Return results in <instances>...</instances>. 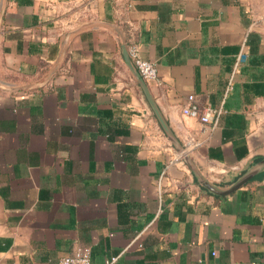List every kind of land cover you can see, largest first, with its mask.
<instances>
[{"label": "crops", "instance_id": "obj_1", "mask_svg": "<svg viewBox=\"0 0 264 264\" xmlns=\"http://www.w3.org/2000/svg\"><path fill=\"white\" fill-rule=\"evenodd\" d=\"M185 155L264 159V0H0V264H264V170Z\"/></svg>", "mask_w": 264, "mask_h": 264}, {"label": "built area", "instance_id": "obj_2", "mask_svg": "<svg viewBox=\"0 0 264 264\" xmlns=\"http://www.w3.org/2000/svg\"><path fill=\"white\" fill-rule=\"evenodd\" d=\"M129 56L133 60L141 77L147 82L158 80V70L154 63L144 60L140 55L139 47L133 44L129 47ZM246 55L243 49L240 51L237 59V65L246 62ZM232 79L229 81V89H231ZM182 113L185 116L198 119L202 125L217 124L222 109H214L210 106L200 107L195 101L194 96L188 97V103L183 108ZM116 258L111 259L106 264H114ZM91 250L87 247H80L76 249L71 255L60 259L58 264H92Z\"/></svg>", "mask_w": 264, "mask_h": 264}, {"label": "water", "instance_id": "obj_3", "mask_svg": "<svg viewBox=\"0 0 264 264\" xmlns=\"http://www.w3.org/2000/svg\"><path fill=\"white\" fill-rule=\"evenodd\" d=\"M127 54H128V58L133 62V60L129 56V50H128ZM133 64H134V62H133ZM136 70H137V68H136ZM137 72H138V70H137ZM138 74H139V72H138ZM139 76L141 77L140 74H139ZM141 79L143 81L147 82L142 77H141ZM182 151H183V149H182ZM185 158H186L185 161L190 165V167L193 169L194 173H196L201 185L203 187H205L207 190H209L210 192H212L213 194L219 195V196L229 195V194L237 191L238 189H240L241 187H243L247 183H249L253 178H255L262 170H264V159H263L261 162L256 164L252 169H250L245 175H243L233 186H231L230 189L219 190L216 187H214L213 185H211L202 175H200L198 173V171L193 166H191L190 160L186 155H185Z\"/></svg>", "mask_w": 264, "mask_h": 264}]
</instances>
